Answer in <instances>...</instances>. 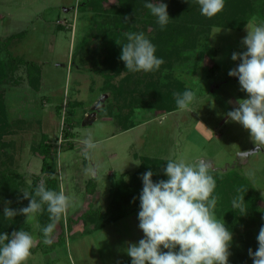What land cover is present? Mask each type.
Instances as JSON below:
<instances>
[{
    "label": "rangeland",
    "instance_id": "374dc122",
    "mask_svg": "<svg viewBox=\"0 0 264 264\" xmlns=\"http://www.w3.org/2000/svg\"><path fill=\"white\" fill-rule=\"evenodd\" d=\"M250 3V13L241 6L229 7L233 23L244 22L243 26L208 32L210 18L201 14L198 2L184 5L197 14L193 25L206 27L185 35L184 40H189L182 45L194 43V47L187 52L182 48L180 55L171 57L163 51L157 56L166 59L159 70L130 72L120 59L126 33L142 32L152 43L161 26L131 17L119 0H0V60H21L40 79L35 89L25 66H19L0 86L5 112L0 122V180L3 177L10 185L6 189L0 185V221L11 233L23 228L36 240L25 264H131L128 244L144 238L137 214L99 230L80 216L91 208L104 213L113 183L119 178L127 181L143 158L208 162L210 174L220 182L213 193L219 198L214 214L233 237L228 264H253L249 249H258L261 227L237 219L232 190L237 176L246 178L259 197L258 206L264 208V147L241 160L238 153L255 149V144L249 131L226 116L238 106L237 101L248 98L238 78L228 75L241 62L233 61L231 55L247 50L242 40L253 16L257 25L264 23V0ZM125 16L131 17L127 23ZM159 35L165 38L162 32ZM173 39L177 43L178 38ZM88 41L98 67L79 61L78 48ZM205 46L213 53L203 56ZM95 67H102L104 75ZM186 89L194 91L196 99L188 110H179L173 93ZM163 102L170 104V112L159 108ZM43 135L50 146L48 160L57 192L75 196L57 223L50 245L43 243L40 213L27 223L24 216L3 215L5 207H27L29 200L22 193H30L34 181L40 185L48 176L41 170ZM88 136L98 142L96 149L89 150L90 159L82 143ZM93 165L98 166L94 177L85 173ZM248 170H255V176L247 177Z\"/></svg>",
    "mask_w": 264,
    "mask_h": 264
},
{
    "label": "clouds",
    "instance_id": "9594fccd",
    "mask_svg": "<svg viewBox=\"0 0 264 264\" xmlns=\"http://www.w3.org/2000/svg\"><path fill=\"white\" fill-rule=\"evenodd\" d=\"M197 2L201 14L211 18L223 10L225 0ZM144 7L157 18L162 29L168 24L167 4L146 2ZM123 19L127 23L131 17L125 16ZM256 20L253 16L246 25L247 36L242 43L247 50L231 55L233 61L241 62L228 72L230 77L238 78L241 91L248 95L247 99L237 101L238 106L226 113L228 119L250 132L255 144V149L238 153L241 160H248L264 147V23L257 25ZM126 37L127 43L123 46L116 43L122 49L120 59L127 71L159 70L164 60L157 58L155 45L144 33L128 32ZM173 95L179 110H188L196 99L195 92L190 89ZM82 143L85 157L90 159L89 150L96 149L98 142L88 136ZM210 170V164L203 159L193 163L169 159L164 169L167 180L153 182L152 171L142 174L138 220L144 238L137 244L129 242L127 255L132 258L131 264H228L233 237L224 221L218 220L214 214L219 198L213 195L217 182ZM97 171L98 166L95 165L85 169V173L93 177ZM245 175L254 177L255 170H248ZM246 191L243 186L237 189L238 195L232 200L234 209L244 211L246 203L244 195L240 193ZM22 196L29 200L28 206L18 210L5 207L3 215L6 218L21 215L27 223L34 220L46 205L50 223L41 231L43 243L50 245L58 221L72 206L74 194L69 197L64 191L46 189L41 183L33 193L25 191ZM257 241L258 249L255 252L249 249V256L253 264H264V225L259 230ZM35 244L34 237L23 228L13 231L11 235L0 233V264H25ZM177 247L178 252L175 251ZM162 248L168 251H162Z\"/></svg>",
    "mask_w": 264,
    "mask_h": 264
},
{
    "label": "trees",
    "instance_id": "16d2710c",
    "mask_svg": "<svg viewBox=\"0 0 264 264\" xmlns=\"http://www.w3.org/2000/svg\"><path fill=\"white\" fill-rule=\"evenodd\" d=\"M105 1V0H101ZM121 2V7L123 12H126L128 14H131V17H141L143 18V21L146 22L149 25L153 26H160L157 23V18L153 16L149 9L145 8L142 5H145L146 2H152V0H119ZM162 3L167 4V11L169 15V22L168 24L162 29L161 32L163 35V38L161 35L156 33L155 39H151L152 43L156 47V56H160V54L165 51L168 53V56H174L175 54L178 56L181 54L182 48L185 52L190 51L194 47V43H191L190 45L183 46V42L185 44L187 43V40H184L186 34L190 33H199L201 29H206L208 32L210 28H225V29H238L241 27V25H244V22H241L239 25H235L236 23H233L234 14L232 15L229 12V7L236 5L237 7H240L245 9L246 12L250 13V0H225L224 8L223 10L218 13L216 16L211 17L208 19L209 21L206 24V27L204 25H200L199 23L193 25V23H196V20L194 21L193 18H196L197 14H194L193 12L189 11V8L185 7L184 5H191L195 6V2L197 0H158ZM140 3V4H139ZM144 3V4H141ZM241 4V5H238ZM200 7V5H198ZM109 12V11H105ZM230 16L229 18H226V16ZM195 16V17H194ZM59 28V27H58ZM198 31V32H197ZM173 36L177 37V43L176 39H173ZM208 36V35H207ZM168 39V40H167ZM170 39V40H169ZM196 39V38H195ZM194 39V41H195ZM164 41V44H163ZM167 41V42H166ZM181 44V46H180ZM91 41L83 43V45H80L78 48V53L80 54L81 63L91 62V65L98 67L97 65L99 62L94 58V51L91 49ZM165 49V50H164ZM189 49V50H187ZM213 49L210 46H205L203 49V52L201 53L203 56L212 54ZM174 54V55H173ZM166 60V59H163ZM169 60V59H168ZM19 66H25V62L14 59L12 57L6 58V60H0V86L3 84V82L8 78V76L15 73L17 68ZM102 66V65H99ZM95 67V68H96ZM215 65L211 67V70H214ZM28 82L31 86H33L35 89L39 86V73L37 71L33 72V68L31 66H25ZM97 69V68H96ZM99 73H102L104 75V71L102 67L97 69ZM159 108H162L165 112L171 111L170 104L162 103ZM3 102H2V95L0 93V122L5 120L4 113L3 112ZM69 134H64V139H67ZM39 150L41 154L43 155V159L41 162V170L43 172L48 173V176L44 179L43 185L46 187V189L54 190L57 192L58 185H57V179L53 173V171L50 168V163L48 160V157L50 155V146L48 145V140L45 135L41 138V143ZM142 163L138 170L133 173L127 181H125L123 178H119L117 181L113 183L111 192H110V201L109 204L105 210L104 213H101L100 210L97 209H88L85 213H83L80 216V219L84 223H88L93 226V229L99 230L103 228L107 224L114 223L123 217L135 213L138 215L140 211V200L139 196L143 188L142 179L140 178L143 173L146 171H152L153 172V182H158L159 180H167V176L164 174V169L166 168V163L168 160H163L160 158H143L141 159ZM216 180V182H219L216 178V176H213ZM226 177V176H225ZM223 177V178H225ZM1 177L0 185L2 189L8 188L10 185L3 181ZM227 178V177H226ZM220 183V182H219ZM236 185L234 188L235 190H232V199H234L238 193L237 189L243 186L247 191L244 193H240L241 195H244L245 205H244V211L236 210V216L239 220L240 218H245L246 221L252 222L254 224H258L260 227L264 225V208H260L258 206L259 197L254 194V190L250 182L240 175L237 176V180L235 183ZM222 186V184H220ZM37 181H34L32 185L30 186V193L34 192V189L37 187ZM233 188V185H231L230 190ZM135 198V199H134ZM47 206H44V210L40 212L38 217V224L41 227V229L46 226L48 223H50L49 220V213L47 212ZM70 221V220H69ZM61 222V219L58 221ZM8 233L11 235L10 230L8 227L3 223V221H0V233Z\"/></svg>",
    "mask_w": 264,
    "mask_h": 264
}]
</instances>
